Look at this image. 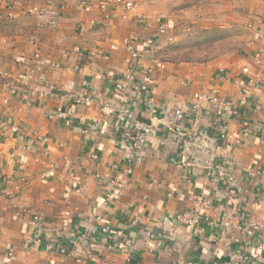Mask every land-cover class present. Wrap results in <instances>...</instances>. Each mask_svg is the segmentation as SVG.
<instances>
[{
  "label": "crops",
  "instance_id": "crops-1",
  "mask_svg": "<svg viewBox=\"0 0 264 264\" xmlns=\"http://www.w3.org/2000/svg\"><path fill=\"white\" fill-rule=\"evenodd\" d=\"M101 1L91 0V7L83 8L79 0H54L50 5L48 0H0V21L18 25L15 34L0 40V188L9 189L17 198L10 202L0 190V264H52L42 244L30 242L28 223L34 213H42L48 225L60 228L66 240L75 229L99 237L100 228L107 226L130 244L124 251H107L82 264H232L230 249L259 253L263 259L255 264H264V229L249 232L233 219L238 209L251 217L264 213V137L257 133L241 136L244 124H264V51L262 40L253 32L258 26L255 20H264V0H246L245 7L232 3L229 11L221 13L217 9L213 26L224 30L242 23L249 30L237 53L207 61L169 57L168 47L179 43L177 32H181L169 12L158 13L154 3L159 0H138L135 10L113 11L108 19L97 7ZM31 9L44 10L45 15L28 13ZM184 26L183 31H188ZM30 36L35 37L39 55L50 65L35 68L33 49L26 41ZM129 39L138 50L153 49L138 67L142 72L152 69L151 99L162 110L190 104L194 93L212 88L223 99L238 101L242 86L256 78L262 81L261 88L252 91L239 107L238 116L220 118L206 105L190 128L192 135L202 131L212 142L225 126V141L209 144V158L212 165L219 166L225 157L224 168L240 190L236 197L210 180L200 167L180 166L183 147L165 136L152 139L143 162L134 165L127 176L115 131L101 125L103 113L98 105H76L42 95L50 89L60 95L74 82L75 93H91L120 105L113 84L128 70L131 47L124 42ZM220 72L231 80L216 81ZM20 77L26 79L23 86L16 83ZM84 80L90 83L88 89L81 87ZM14 82L20 89L17 94L10 91ZM130 102L138 119L148 122L151 116L146 107L137 97L131 96ZM57 108H61L59 114ZM9 116L12 124L6 122ZM33 134L46 136L47 145L34 144ZM199 140L202 144L193 143L195 148L187 146L196 154H202L204 148V138ZM92 155L97 156L96 161ZM115 164L117 171L112 168ZM248 168L259 169L258 178ZM108 176L127 179L119 197L113 194L115 185ZM4 180L9 184H2ZM76 184L84 185L82 194L72 192ZM196 200L212 204L195 227L197 231L176 229L175 236L168 238L169 227L163 225V219L199 205ZM67 209L71 216L58 221V214ZM220 221L223 225L212 230L210 224ZM148 228L150 236L145 233ZM260 243L262 251L257 250ZM65 264L78 263L70 260Z\"/></svg>",
  "mask_w": 264,
  "mask_h": 264
},
{
  "label": "built area",
  "instance_id": "built-area-1",
  "mask_svg": "<svg viewBox=\"0 0 264 264\" xmlns=\"http://www.w3.org/2000/svg\"><path fill=\"white\" fill-rule=\"evenodd\" d=\"M54 0H48V4L52 3ZM61 2H67V0H61ZM79 6L83 8L91 7V0H79ZM98 9L100 10L102 16L108 19L113 11L124 10L133 11L138 7V0H103L98 3ZM30 14H37L39 17L45 15L44 10L31 9L28 11ZM57 15L55 19L51 22L52 25L56 26ZM258 24L253 28L254 37L261 39L263 46L262 51H264V33L262 29L264 28V20H255ZM251 27V25L249 26ZM162 29V28H161ZM164 30V28L162 29ZM27 43L33 49L32 61L37 70L41 69L46 65H50L49 61H45L41 58L38 52V45L35 37L30 36L26 38ZM133 39L126 40L125 45L130 46L129 55V66L128 70L121 79L113 84L114 95L119 100L120 105L114 106L113 103L99 100L94 97L91 93H86L85 95H79L75 93L76 83L71 82L68 84L66 91L60 95L52 94V89L42 93L43 96L49 94L53 97H59L67 102H71L76 105H88L96 104L101 108L103 113V119L101 120V125L111 126L116 135L117 145L122 151V162L126 166V175L129 176L132 173V167L134 165L140 164L144 160L145 150L151 144L152 139L161 137H168L175 144H181L183 147L184 156H181L180 166H198L206 173V176L217 183H221L224 187H227L230 194L236 197L240 194V190L237 187L233 176L224 168L225 157L222 160L221 165H212L211 158H209L210 151L209 144L214 143L215 145L219 142H224L226 138L225 126L219 132V135L214 137V142H210L208 135L204 132H199L192 135L190 133V128L194 124L195 119L202 114V111L206 105L212 107L215 114L218 117H236L239 115V107L243 106L246 101L250 98L252 91H255L262 86V81L259 79L253 80L241 87L242 97L238 101H228L223 99L219 95V91L216 88L210 89V91H199L193 94V99L190 104H181L177 106L174 111L162 110L157 107L152 99L150 87L154 84L152 77V69L148 68L145 71H140L138 67L139 61L142 57L147 56L153 52L152 47H146L142 50H138L132 47L131 43ZM76 69V68H75ZM77 70V69H76ZM2 77L10 78L7 73H1ZM216 81H230L224 72H220L216 77ZM26 79L20 77L16 83L20 86L25 85ZM42 82H44L41 79ZM14 82L10 86L11 94H17L20 89ZM90 83L88 80H84L81 83L83 89H88ZM131 96L133 98L137 97L138 102L146 107L150 114L149 121H143L138 119L137 115L134 113L132 108ZM61 112V108L56 109V114ZM7 123L12 124V117L6 118ZM98 124L94 122V126ZM19 126H14V131H19ZM260 134L264 137V124L262 123H246L241 129V136L243 138L250 136L251 134ZM34 144H42L46 146L48 143V138L39 134H33ZM200 138H204L205 143H203L204 148L200 153L196 154L192 152L187 146L194 145L200 142ZM194 143V144H193ZM239 143V141L237 142ZM195 148V145H194ZM48 151L46 150L44 155L47 156ZM91 158L96 161L97 156L92 155ZM174 161V159H172ZM117 164L113 165V169L117 171ZM54 165H50L53 168ZM247 172L252 173L256 178L260 175V171L257 168H248ZM100 179V177H97ZM107 178V177H105ZM101 180V179H100ZM107 180L115 185V190L113 194L117 197L122 195V192L126 186L127 179H121L117 176H108ZM2 184L8 185L9 181L4 180ZM257 185V181L255 183ZM7 187V186H6ZM2 188H0L1 190ZM84 190V185L76 184L73 187L75 194H82ZM2 193L10 201L14 202L17 198L9 191V189H2ZM68 200V199H67ZM196 202H198L196 200ZM195 202V203H196ZM199 203V202H198ZM212 208V204L209 200H205L199 203V205H194L193 208L187 209L174 214L173 217L163 219V225L169 227L167 233L168 238H173L176 234V229L185 230H196L201 220L204 218L206 212ZM18 210L22 211V207ZM71 211L69 209L61 212L57 216V220L62 222L71 216ZM223 218H221L222 220ZM233 219L241 221L244 224V229L249 232H261L264 229V213L260 216H249L245 211L238 209ZM99 221L100 218L97 217ZM221 222V223H220ZM216 222L215 224H210L212 230L220 228L223 223L222 221ZM30 228V242L32 244L40 243L42 244L43 250L51 257L52 264H65L67 261L74 260L79 264L84 262L93 261L96 256L103 255L107 251H124L127 240L119 235L117 232L110 230L107 226L100 228V236L96 237L90 232H85L80 229H75L74 234L68 240L64 239L63 233L60 228L48 225L45 222L44 215L42 213H34L31 215L29 220ZM147 236H150V229H145ZM234 242H238L234 239ZM263 244L257 245V250L262 251ZM232 264H255V262L262 261L263 257L258 254H252L250 252L241 251L240 249H230L229 251ZM128 261L132 260L131 255L128 256ZM212 264H218L213 262Z\"/></svg>",
  "mask_w": 264,
  "mask_h": 264
},
{
  "label": "rangeland",
  "instance_id": "rangeland-1",
  "mask_svg": "<svg viewBox=\"0 0 264 264\" xmlns=\"http://www.w3.org/2000/svg\"><path fill=\"white\" fill-rule=\"evenodd\" d=\"M245 2L246 0H159L154 3V7L160 9L158 13L164 12L167 15L169 12L168 15L174 17L175 28L179 26L181 32H177L179 43L168 47L171 53L169 57L207 61L221 55L237 53L238 44L245 38L249 28L242 23L223 28L224 30L213 25L218 16L217 9L220 13L225 12L233 7L232 3L245 7ZM184 25L189 28L188 31H183ZM17 26L9 21H0V40L15 34L18 31Z\"/></svg>",
  "mask_w": 264,
  "mask_h": 264
}]
</instances>
